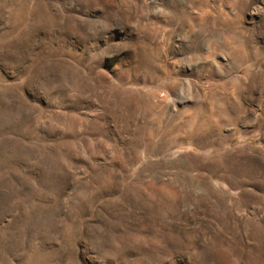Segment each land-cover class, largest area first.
<instances>
[{"label":"rangeland","instance_id":"374dc122","mask_svg":"<svg viewBox=\"0 0 264 264\" xmlns=\"http://www.w3.org/2000/svg\"><path fill=\"white\" fill-rule=\"evenodd\" d=\"M0 264H264V0H0Z\"/></svg>","mask_w":264,"mask_h":264}]
</instances>
